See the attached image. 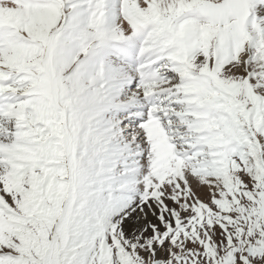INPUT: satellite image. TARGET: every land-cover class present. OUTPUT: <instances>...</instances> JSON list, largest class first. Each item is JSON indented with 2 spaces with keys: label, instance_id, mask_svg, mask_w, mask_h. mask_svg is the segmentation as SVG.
Here are the masks:
<instances>
[{
  "label": "snow or ice",
  "instance_id": "obj_1",
  "mask_svg": "<svg viewBox=\"0 0 264 264\" xmlns=\"http://www.w3.org/2000/svg\"><path fill=\"white\" fill-rule=\"evenodd\" d=\"M0 264H264V0H0Z\"/></svg>",
  "mask_w": 264,
  "mask_h": 264
}]
</instances>
